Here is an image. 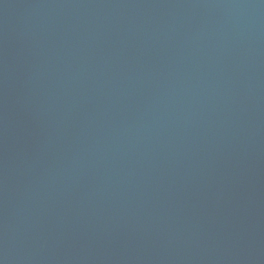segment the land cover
<instances>
[{
  "label": "water",
  "instance_id": "water-1",
  "mask_svg": "<svg viewBox=\"0 0 264 264\" xmlns=\"http://www.w3.org/2000/svg\"><path fill=\"white\" fill-rule=\"evenodd\" d=\"M0 264H264V0H0Z\"/></svg>",
  "mask_w": 264,
  "mask_h": 264
}]
</instances>
